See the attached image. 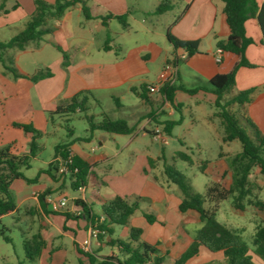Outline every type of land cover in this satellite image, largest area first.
Returning a JSON list of instances; mask_svg holds the SVG:
<instances>
[{
  "label": "crops",
  "instance_id": "crops-1",
  "mask_svg": "<svg viewBox=\"0 0 264 264\" xmlns=\"http://www.w3.org/2000/svg\"><path fill=\"white\" fill-rule=\"evenodd\" d=\"M45 1L54 3L56 0ZM84 1L91 9L93 19H86L81 5H76L68 9L59 21L49 23L52 32L41 41L28 44L24 50L10 49L2 54L6 65L15 68L20 74L27 77L15 78L0 63V114L4 116L6 125L10 127H13V123H20L32 124L36 128L33 119L21 121L23 120L21 118L28 120L31 119V116H36L37 113L55 112L59 105L68 103L69 100L81 93L89 96L88 107L90 109L91 100L100 104V99L104 94H111L110 98L114 101L116 110L125 112L121 114L120 118H111L115 120L125 119L130 125L139 124L138 130L131 135L133 138L129 141L116 142L113 146L106 135L97 134L99 131L95 132L92 140L88 142L81 141L82 138L89 136L88 131L86 137H75L74 130H69V135L76 141L86 144L84 148L81 143H66L70 144V154L85 160L91 165L92 172L87 187H84L83 191L78 190L83 195L74 199H84L89 204L94 205L84 195L89 186L93 189L92 196L97 200L112 199L116 196H140L148 199L149 203H142L140 209L144 204L150 206L143 211L140 218H137L135 215L139 209L130 218L127 226L129 229L137 228L135 224L130 225V222H138L144 236L147 231L149 232L155 227L164 230L168 228L170 203L175 200L174 210L180 213L182 217L177 225L176 240L171 238L164 241L163 237H159L156 243H150L145 239L143 242L155 245L161 255L176 259L193 241L183 226L186 221H197V215L194 212L183 214L179 211V204L182 200L178 192L179 188L170 186L172 183L168 182L167 179L165 183L168 185L164 186L157 180L154 183L151 182L153 169L156 167L155 163L163 156H158L155 160L151 157L148 148L137 147L136 144L139 135L149 136L153 140L152 131L160 127L155 121L163 123L168 119L178 120L172 119L178 112L165 101L161 92L150 93L148 91L150 85L157 83L163 68L174 56H186L185 51L175 50L173 45L169 43L166 35L167 30H170L171 34L179 40L199 42L200 53L179 62L176 85H187L189 86L188 89L204 85L217 74V44L221 41L226 42L230 34L226 16L223 13L224 3L221 0H173L175 6L172 11L156 15L155 10L161 0ZM256 2L261 7L264 0H256ZM34 11L33 0H0V42H8L22 32ZM109 15L113 18L107 20V26H104L102 18ZM119 16L127 17L126 28L116 19ZM164 16L167 17L165 24L161 26V30L158 32V24ZM116 23L117 26H115ZM245 27L247 36L254 41V44L246 50V58L255 67L238 70L236 84L230 96H235L241 91L254 89L251 95L252 101L239 105L238 114L240 118H249L264 133V46L261 44L262 33L257 19L248 20ZM157 34H164L167 44H158L153 36ZM108 38L112 39L109 45L111 49L105 51L104 45ZM62 52H65L68 58L66 67H63L65 59ZM153 62H159L160 70L152 82L149 81V76L150 66ZM43 69L50 70L53 76L33 82L30 77ZM143 87H145V93L142 91ZM184 94L197 97L199 99L197 104H199L202 97L210 93L200 91L195 95H189L179 91L175 95L176 104H182L178 102V99L180 95ZM129 95L132 96L129 97ZM210 95L215 97L211 98L215 103L216 96ZM122 99L131 104H122ZM182 106L184 105L182 104ZM234 106L237 105L230 107L233 113H235L232 110ZM136 108H143V111L138 112ZM34 112L36 114H33ZM150 113L155 114V120L148 117ZM162 115L167 116L168 119H161ZM56 124L53 122L54 133H56ZM95 136H97L98 145L93 140ZM168 137L170 136L166 135L167 143ZM28 139L31 142V137ZM108 149L114 150V155H110ZM124 153H129L131 156L128 159L125 156V160H128L125 164L119 163L121 166L124 164L125 168L121 171H112L110 161L120 158ZM58 160L60 161V159ZM223 160L226 161V157ZM150 161L153 162L152 167ZM41 176L38 182L34 184L37 186H34L32 191L27 190L24 184H19L17 186L18 195L14 193L17 205L15 213L26 206L25 214L31 217L30 232L24 233V239L30 240L35 235H41L45 242V247L37 260V264H89L88 259L77 250L79 248L82 251L81 245L85 240L91 241L92 252H98V257L114 256L120 258L117 254V251L121 254L120 248L104 244L98 246L95 239L91 238L92 227L86 219L79 218L80 211L75 204L70 208H65L64 211L55 207L52 194L61 189L64 180L60 179L57 174L55 175L56 179H52L47 174ZM24 183L26 182L24 181ZM41 195L45 196L41 199ZM64 198L61 197L60 200ZM65 199L67 200V198ZM30 202H32L31 206L28 207L27 204ZM93 209L95 210L94 206ZM53 211H59V214L54 215ZM66 212L70 214V218L62 215ZM95 212L101 214L96 210ZM149 213H154L158 218V221L152 225L148 224L145 218V214ZM235 213L237 214L236 210ZM59 216L65 217L66 220L60 222V219H56ZM2 219L3 217L0 218V223ZM115 227L112 226L114 232ZM112 238L114 237L112 236ZM202 255L208 257L206 260L209 262L218 261L223 257L222 253H211L201 247L198 255L186 264ZM4 262L2 255L0 256V264H5Z\"/></svg>",
  "mask_w": 264,
  "mask_h": 264
},
{
  "label": "trees",
  "instance_id": "trees-1",
  "mask_svg": "<svg viewBox=\"0 0 264 264\" xmlns=\"http://www.w3.org/2000/svg\"><path fill=\"white\" fill-rule=\"evenodd\" d=\"M224 3L223 13L226 16L229 27V37L227 43L221 41L217 47L222 50L221 61L217 63L216 76L204 85L197 88L188 89L185 85L166 84L161 93L175 111L182 113V104L175 103L177 92H184L189 95H195L202 91L216 96L215 106L219 108L217 117L221 119L224 128V143L238 141L241 144V152L230 157L227 161L230 171V184L223 185L221 182H214L207 188L205 195L194 191L189 179L183 174L176 171L173 167L166 166L163 174L168 182L176 185L182 193V200L179 204V211L183 214L194 212L197 215V221L204 224V227L198 231L191 245L176 259L173 264H186L190 259L198 255L201 247H204L211 253H222L226 259V264H255L253 257L250 255V249L247 244L241 240L236 232L229 230L224 225L217 222L215 212L222 201L232 199L233 207L238 211L245 210L244 201L251 196L250 177L256 169L264 175V133H262L249 118L238 119V116L230 109L232 105H244L252 101L251 95L254 89L241 91L235 96L221 104L226 95H230L236 84V75L240 68H254L246 58L247 48L254 44V41L247 36L245 24L250 19H257L261 33V44L264 46V2L261 7L256 0H221ZM35 11L27 22L25 29L8 42H0V63L7 71L13 74L15 78H25L15 68L6 65L2 54L10 49L24 50L30 43L41 41L46 35L52 32L49 26L51 21H59L66 11L76 5H81L83 15L86 19L91 20L93 16L91 9L84 0H56L54 3H48L45 0H33ZM173 0H161L155 10L156 15H162L174 9ZM109 15L102 18V23L107 26V20L112 19ZM116 19L127 27L126 16H119ZM167 39L175 50H183L186 53L185 59H189L200 53L198 41H182L173 36L170 30H167ZM112 39L108 38L104 45V50L109 51ZM63 67L67 66V55L65 52ZM50 70L40 71L30 77L33 82L52 77ZM145 93V87L142 88ZM119 107L118 100H115ZM89 96L81 93L68 103L61 104L53 114L74 115L77 112L85 113V120L88 125L89 136L82 138L81 141H91L93 134L97 131L112 135H132L138 130V125H130L125 119H112L106 113L102 114L103 119L97 121L94 116L86 114L89 110ZM148 117L155 120V114L150 113ZM183 117L178 120H167L163 123L155 121L161 131L172 136L173 130L182 125ZM243 122V124L241 123ZM14 128L22 129L29 137L30 152L25 155L12 154L11 147L0 149V218L15 213L17 205L15 195L11 189L12 184L17 180H23L27 184H36L39 176L34 179L26 177L23 169H30L32 160L37 157L42 150L38 141L43 134L32 124L13 123ZM71 153L70 144L58 145L55 148V157L49 163L48 169L41 170L40 174H47L52 179L58 175L59 160L66 159ZM219 153V157L225 156ZM177 157L192 162V157L185 152H178ZM74 164L79 172L75 177H71V184L74 191L80 187H87L89 177L92 175L91 165L78 156H74ZM208 161H204L201 166L202 173L206 171ZM150 166L153 162L150 161ZM55 171V175H53ZM60 178V176L58 175ZM45 195H41L40 198ZM101 203V214L93 209V205L84 199L75 200V205L80 211L79 218L86 219L92 229H98L97 240L100 245L117 246L121 250L122 258L114 256L98 257V252L84 253L79 248L78 252L84 255L89 264H164L167 255H161L155 245L141 241L143 231L141 228H131L129 242L112 238L114 230L112 226H127L130 218L140 209L142 203H149L148 199L140 196L121 197L116 196L112 199H99ZM208 203V207L205 204ZM252 204L251 200H248ZM254 205L261 209L264 214V203L257 201ZM58 215L59 211H53ZM70 218L68 212L62 213ZM103 217V220H102ZM148 224L152 225L158 221L154 213L145 214ZM9 229L6 226L0 227V239L7 244H12V239L8 236ZM254 244L262 259H264V224L258 226ZM45 247V242L41 235H35L30 240L23 242L25 258L28 261H36L40 258ZM100 249V248H99ZM21 264V263H20Z\"/></svg>",
  "mask_w": 264,
  "mask_h": 264
},
{
  "label": "rangeland",
  "instance_id": "rangeland-1",
  "mask_svg": "<svg viewBox=\"0 0 264 264\" xmlns=\"http://www.w3.org/2000/svg\"><path fill=\"white\" fill-rule=\"evenodd\" d=\"M165 16L162 17L158 24V32L161 30V26L165 24L167 18ZM115 26H117V23ZM153 36L158 44H167V39L164 34H157ZM150 70L149 81L153 82L160 70L159 62H153L150 66ZM40 71H46V69ZM186 87L189 86L186 85ZM130 96L132 95H129V97ZM110 97L111 94H104L100 99V104H96L93 100H91L92 106L86 114L94 116L96 120L102 119L101 113L103 112L109 117L120 118L121 114L125 112H118L115 108L114 101ZM211 98L215 97H212L210 94L205 95L202 97L200 103L197 104L199 101L197 97L185 94L180 95L178 102L184 105L182 113L178 112L172 119H180L182 115L184 120L182 125L173 130L172 136L168 137L167 144H164L162 141L152 140L149 136L139 135L136 144L137 147L142 146L144 148H148L151 153V157L155 160H157L158 156H163V158L160 157L158 162L155 163L156 167L153 169L151 177L152 183L157 180L163 186L168 185L165 183L166 176L163 172L166 166H170L186 176L193 186L194 191L201 195H205L207 188L216 181L219 183L221 182L226 186L230 184V171L228 169V165L226 161L218 155L220 152H223L222 154L229 162V158L240 153L242 148L240 142L238 141H234L232 143L223 142L224 128L221 124V119L217 117L220 110L215 106V103ZM229 98L230 95H226L221 104H224V102ZM121 103L126 105L131 104L130 102L126 103L123 99L121 100ZM239 107V105L234 106L232 110L235 111L238 115V119L241 120L238 114ZM136 110L138 112H142L143 108H136ZM33 114H36V112ZM21 119H23L21 121H30L33 119L32 121L34 125L43 134L42 138L38 141V143L42 146V150L38 153L37 157L32 160L31 168L22 170L28 178L34 179L37 176L42 177L40 171L48 169L49 163H51L55 157L56 146L66 143H81L84 148L86 147V144H83L81 141H76L75 138L69 135V130H74L75 137L87 136L88 125L85 120V113L77 112L74 115L67 116L58 114L52 115V112H44L42 114L37 113L36 116H31V119L29 118L28 120H24V118ZM161 119L166 120L168 118L167 116L162 115ZM53 122L57 123L56 133L53 132ZM241 123L243 124V122ZM97 134L106 135L112 146L116 144V142L124 143L133 138L131 135L116 137L100 131L97 132ZM28 137L29 136L22 129L6 125L4 116L0 114V149L10 146L12 148V154L14 155L29 154L30 140ZM93 140L95 144L98 145L97 136H95ZM114 150L108 149L107 151L110 155H114ZM179 151L190 155L192 157V162L189 163L178 158L177 153ZM125 156L127 159L131 157L129 153H124L120 156V158H112L113 160L110 161V165L113 169L112 171H121L125 168L124 164L128 161L125 160ZM204 161H208L209 164L206 165L205 173H202L201 166ZM120 162L124 164L121 166L119 164ZM60 179L62 178L60 177ZM73 181L74 180L69 177L65 178L61 189L52 194L53 203L58 210L64 211L67 208L74 206V198L83 195V193L73 190L71 186ZM19 184H24V187L30 191L35 188L34 186H37L34 184L28 185L24 183V181H17L11 187L13 193L16 195H18L17 186ZM170 186L178 189L176 185L170 184ZM250 188L252 193L248 200H251L252 204H249L248 200H246L244 201V204L246 205L245 210L238 211L233 207L232 199L222 201L219 204L218 210L215 212V218L217 222L224 225L229 230L236 232L237 235L240 236L241 240L247 244L250 249V255L253 257L255 264H264V259L256 253L257 246L254 244L257 228L258 226L264 224V214L260 208L254 205L257 201L264 203V175L260 174L256 169L252 172L250 177ZM92 191V187L89 186L84 192V195L87 197L88 201L94 204L93 206L95 210L101 213L100 203L92 196ZM178 192L182 197L181 191L179 190ZM61 197L67 198L66 209L60 208L59 201ZM32 202L27 204V206L30 207ZM148 206L150 205L144 204L135 216L140 218L143 211H145ZM205 207H208V203L205 204ZM174 208L175 200L170 203V220L168 228L164 230L160 227H155L154 229H151V231H147L145 236L142 234V241L147 240L150 243H156V240L159 239V237H163L165 239L164 241H168L171 238L176 240L175 235L178 231L177 225L178 222L182 220V217L180 213L174 210ZM26 209V206H24L18 213H14L12 216H4L0 223V227L6 226L9 229L8 236L12 239V244H7L3 241V239H0V256H4L5 264H37V260L28 261L25 258L23 248V241L25 240L24 233L30 232L29 228L31 223V217L25 214ZM235 210L237 211V214L235 213ZM56 219H60V222L66 220L65 217L62 216L56 217ZM56 222L59 223V221ZM133 224H135L137 228H140L138 226L140 225L138 222L131 221L130 225ZM127 226H116L113 237L129 242L130 229ZM203 227L204 224L197 221H186L183 226L185 231L191 235L192 239H194L198 231ZM233 229L241 231L237 232ZM114 250L116 251L117 249ZM117 254L120 258H122V255L118 253V251ZM206 259H208V257L202 255L190 261L189 264H226V259L224 257H221L218 261L210 262ZM173 260L174 259L167 257L164 264H173Z\"/></svg>",
  "mask_w": 264,
  "mask_h": 264
},
{
  "label": "built area",
  "instance_id": "built-area-1",
  "mask_svg": "<svg viewBox=\"0 0 264 264\" xmlns=\"http://www.w3.org/2000/svg\"><path fill=\"white\" fill-rule=\"evenodd\" d=\"M222 50L218 48L216 61L219 63L221 61ZM185 59L184 55H176L174 56L163 68L159 80L157 83L152 84L148 87V91L150 93H158L161 92L162 88L166 84L176 85L178 81V65L179 62ZM152 137L155 141H162L164 144H167L166 135L161 131L160 128H155L152 131ZM79 170L74 164V156L70 154L66 159L59 161V170L58 175L64 180L65 178L75 177L78 174ZM74 180V179H73ZM80 191L84 190V187L79 188ZM60 208H65L67 205V200L64 198L59 201ZM99 234L98 229H92L91 238H94L99 246L97 235ZM81 249L84 253H92L91 249V241L85 240L81 245Z\"/></svg>",
  "mask_w": 264,
  "mask_h": 264
},
{
  "label": "water",
  "instance_id": "water-1",
  "mask_svg": "<svg viewBox=\"0 0 264 264\" xmlns=\"http://www.w3.org/2000/svg\"><path fill=\"white\" fill-rule=\"evenodd\" d=\"M225 43H227V41Z\"/></svg>",
  "mask_w": 264,
  "mask_h": 264
}]
</instances>
